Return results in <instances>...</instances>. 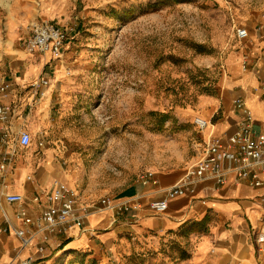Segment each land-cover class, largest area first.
Returning <instances> with one entry per match:
<instances>
[{"label": "rangeland", "instance_id": "rangeland-1", "mask_svg": "<svg viewBox=\"0 0 264 264\" xmlns=\"http://www.w3.org/2000/svg\"><path fill=\"white\" fill-rule=\"evenodd\" d=\"M262 8L264 0H0L1 38L8 20L21 25L19 38L36 21L68 32L62 59L44 70L62 69L64 94L28 122L32 141L16 161L73 163L87 203L119 195L146 171L184 172L200 135L193 118L217 102L235 29ZM205 227L186 223L150 245L124 232L129 244L82 249L66 264H204L213 250L200 247Z\"/></svg>", "mask_w": 264, "mask_h": 264}, {"label": "crops", "instance_id": "crops-1", "mask_svg": "<svg viewBox=\"0 0 264 264\" xmlns=\"http://www.w3.org/2000/svg\"><path fill=\"white\" fill-rule=\"evenodd\" d=\"M238 25L244 27L248 35L241 40L234 32L235 45L231 46L227 55L217 102L210 109V113L203 111L198 114L210 123L204 136L208 133L216 136L228 135L237 128L242 113L233 105L236 98L244 102L256 122V128L264 124V91L261 90V86H264V8L251 11L248 17L240 19ZM20 29L18 22L8 20L5 35L0 37V80L7 81L10 85L8 93L0 96V103L13 110L9 121L12 143L7 149L12 153L13 160L8 164L0 181V196L5 192L23 194L26 203L36 213L39 209L31 205V197L37 191L48 190L55 180L79 189L81 198L82 186L75 181V165L70 162L68 169L64 170L62 166L53 163V155L41 162L16 161L15 153L21 147L16 143L19 131L30 132L32 128L28 122L35 115L41 119L48 116L55 92L64 94V84L67 83L62 69L53 70V77L44 75V70L47 66L54 65L53 62L45 67V55L27 53L24 44L29 37V31L26 28L19 38ZM40 76L48 78L49 84L41 89V97L33 96L30 86ZM1 128H6V125L0 123V130ZM42 154L47 156L45 152ZM183 174L179 169L159 171L154 172L157 184H152L149 180L138 181L112 197L113 203L140 202L142 207L136 214L130 212L126 218L116 219L109 208L94 212L86 220V232L71 227L67 232L68 238L60 246L57 245L62 238L53 239L47 243L44 254L34 258L33 264H66L70 258L82 254V249L92 251V255L102 253V249L110 251L118 241L129 244L127 238L121 239L120 235L124 232L122 236H131L133 243L150 245L156 238L181 230L186 223L202 220L205 221L203 224L208 232L202 234L204 236L200 247L208 253L213 249L204 264H257L250 238L252 228L257 226L258 216L262 212L257 203V197L262 190L250 187L244 182L234 184L231 178L222 186H217L210 180L204 185H197L193 196L171 200L165 213L155 215L149 212L146 208L148 199L160 197L162 191L175 184ZM27 176H31L32 180L27 181ZM3 208L9 214L11 222L20 226L14 217V206L3 203ZM34 253V248L21 249L15 236L0 235V264H20V260ZM261 259L264 264V256Z\"/></svg>", "mask_w": 264, "mask_h": 264}, {"label": "built area", "instance_id": "built-area-1", "mask_svg": "<svg viewBox=\"0 0 264 264\" xmlns=\"http://www.w3.org/2000/svg\"><path fill=\"white\" fill-rule=\"evenodd\" d=\"M72 30V28H69ZM235 34L238 39L247 38L244 27H237ZM68 39L67 30H61L49 21H36L29 26V37L25 41L24 49L27 53H39L46 56L44 66L59 61L63 56V49ZM48 56V58H47ZM49 84L48 78L40 76L31 86L33 96L41 97L42 88ZM10 85L0 80V96H5ZM264 91V86H261ZM236 110L242 113L237 128L231 134L216 136L212 133L203 135L210 125L201 116L193 118V124L199 132L198 140H194V161L185 169L183 176L172 186L164 189L160 197L149 198L146 208L155 215L168 210L169 202L177 197L193 196L197 185H204L213 181L222 186L229 181L234 184L244 182L250 187L261 189L257 197L262 212L258 216L257 226L252 228L250 244L261 262L264 256V124L255 127V120L240 98L233 101ZM12 109L0 103V123L6 128L0 130V181L5 175L8 164L12 162V153L7 151L11 147L9 121ZM32 136L28 130H20L16 143L21 147L31 144ZM44 146L43 138L39 147ZM31 181V176L26 177ZM151 181L157 184L154 173L146 171L140 176L141 182ZM201 200V199H200ZM204 203V200H201ZM3 203L14 206V217L20 223L15 226L9 214L3 208ZM32 206L27 203L23 194L2 193L0 196V235H13L18 238L20 248H34V255L20 260V264H33L36 256H42L46 245L55 238H62L57 246L68 238L67 232L71 227H77L86 232L85 223L88 217L99 210L109 208L113 217L126 218L128 213L136 214L142 205L138 201L113 203L110 196H102L96 201L87 203L81 198L79 191L67 183L55 180L48 190L37 191L30 199ZM262 263V262H261Z\"/></svg>", "mask_w": 264, "mask_h": 264}, {"label": "trees", "instance_id": "trees-1", "mask_svg": "<svg viewBox=\"0 0 264 264\" xmlns=\"http://www.w3.org/2000/svg\"><path fill=\"white\" fill-rule=\"evenodd\" d=\"M202 221H203V220H202ZM202 221L198 222V225H200V226H201V225H202Z\"/></svg>", "mask_w": 264, "mask_h": 264}]
</instances>
